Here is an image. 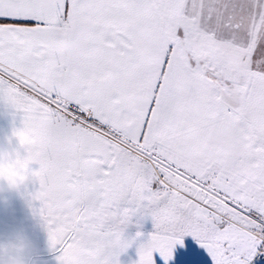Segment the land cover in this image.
<instances>
[{"label": "snow or ice", "instance_id": "obj_1", "mask_svg": "<svg viewBox=\"0 0 264 264\" xmlns=\"http://www.w3.org/2000/svg\"><path fill=\"white\" fill-rule=\"evenodd\" d=\"M0 101L57 264H264V0H0Z\"/></svg>", "mask_w": 264, "mask_h": 264}, {"label": "clouds", "instance_id": "obj_2", "mask_svg": "<svg viewBox=\"0 0 264 264\" xmlns=\"http://www.w3.org/2000/svg\"><path fill=\"white\" fill-rule=\"evenodd\" d=\"M30 136L24 127L12 128L0 142V201L7 195H23L28 182L26 163ZM34 242L22 231L13 230L0 239V264H37Z\"/></svg>", "mask_w": 264, "mask_h": 264}, {"label": "crops", "instance_id": "obj_3", "mask_svg": "<svg viewBox=\"0 0 264 264\" xmlns=\"http://www.w3.org/2000/svg\"><path fill=\"white\" fill-rule=\"evenodd\" d=\"M22 126L21 114L14 112L11 108L7 107L0 101V142L4 137L10 133L12 128H19ZM38 165L33 163L29 165V171L38 170ZM39 185L28 181L23 190V195L9 194L7 197L0 201V211H12L9 214L14 217L12 227L22 230L36 245L38 252L37 264H57L56 257L58 253L50 248L47 233L42 225L39 215L35 212L37 205L29 202V194L37 191ZM134 220H137L133 218ZM138 221L133 222V225H138ZM132 225V226H133ZM11 227V226H10ZM138 230H125L124 236L127 239H133V243L140 240L136 236ZM142 236H146V240L151 232H140ZM144 240L143 242H145ZM55 252V253H53ZM52 253V254H51ZM125 256L123 253L119 256V263Z\"/></svg>", "mask_w": 264, "mask_h": 264}, {"label": "rangeland", "instance_id": "obj_4", "mask_svg": "<svg viewBox=\"0 0 264 264\" xmlns=\"http://www.w3.org/2000/svg\"><path fill=\"white\" fill-rule=\"evenodd\" d=\"M10 212L12 211H0V239H3L5 235L12 232L13 230H18V228L15 229L14 227H12L14 217L9 214ZM133 218L137 219V220L133 219V222L136 223V221H138L139 224L138 225L132 224L133 226L131 225L128 227L129 230H138L139 232H143V231L152 232V222L150 218H143V219H139L138 217H133ZM145 237L146 236H142V235L138 237L140 240L139 241L140 244L144 243L143 241L146 240ZM137 243L138 242L132 243V245L123 253L125 257L121 260L122 263L119 264H136V261L138 260L137 248L139 247L138 245H136Z\"/></svg>", "mask_w": 264, "mask_h": 264}]
</instances>
